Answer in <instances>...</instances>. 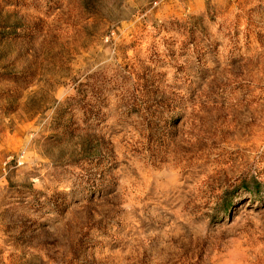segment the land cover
I'll use <instances>...</instances> for the list:
<instances>
[{"label": "rangeland", "instance_id": "1", "mask_svg": "<svg viewBox=\"0 0 264 264\" xmlns=\"http://www.w3.org/2000/svg\"><path fill=\"white\" fill-rule=\"evenodd\" d=\"M0 264H264V0H0Z\"/></svg>", "mask_w": 264, "mask_h": 264}]
</instances>
